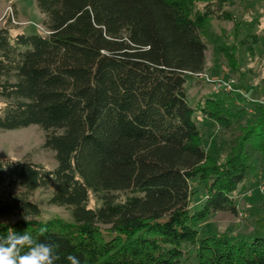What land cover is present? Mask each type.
Returning <instances> with one entry per match:
<instances>
[{"label": "trees", "instance_id": "trees-1", "mask_svg": "<svg viewBox=\"0 0 264 264\" xmlns=\"http://www.w3.org/2000/svg\"><path fill=\"white\" fill-rule=\"evenodd\" d=\"M197 2L206 10L214 0H36L45 20L34 34L7 17L0 130L38 126L57 167L0 158V188L21 189L0 197V216H22L0 223V235L58 243L57 264L68 254L81 264H264V237L203 229L218 213L238 215L235 193L255 159L264 175V105L215 93L190 101L186 77L207 70L209 51L227 52ZM200 121L241 131L223 161L205 148ZM50 187V204L70 209V221L41 220L30 196Z\"/></svg>", "mask_w": 264, "mask_h": 264}, {"label": "rangeland", "instance_id": "rangeland-1", "mask_svg": "<svg viewBox=\"0 0 264 264\" xmlns=\"http://www.w3.org/2000/svg\"><path fill=\"white\" fill-rule=\"evenodd\" d=\"M196 5V10L204 15L201 18L205 20L206 33L219 46L225 47L229 54L232 53L229 59L227 52L209 51L205 74L224 83L233 82L240 94L216 93L212 85L187 76L186 88L192 104L198 106L205 97L215 93L219 98L227 99L240 107L249 103L264 105V0H214L211 8L206 9L209 13L205 10L206 3L197 2ZM8 7H11L16 22L11 20L10 26L20 27L27 34L42 30L45 16L38 9L36 0H0V16L3 14L0 17V28L9 20L5 14ZM254 35H261L256 52L249 48L255 40ZM244 39L246 45H242ZM198 126L203 133L205 148L218 163L226 158L231 147L235 145L236 138L241 135V131L237 129L227 132L221 128H211L209 124L201 121ZM44 140V132L38 126L11 131L0 130V158L27 159L54 169L57 167L55 152L44 147ZM259 165V160L255 159L252 173L235 193L238 211L243 212L245 218H240L239 214L218 213L203 225L204 232L227 234L248 242L264 237V198L258 189L260 178L264 180V175L260 172ZM193 186L197 187L195 183ZM20 192V188L2 187L0 197L12 198ZM52 196L53 187L39 189L30 196L31 201L42 210L41 220L46 222L59 217L70 221L71 210L50 204ZM194 200L195 203L203 202V194L195 195ZM99 206L100 203L95 199L91 200L90 207ZM200 208L201 205H198L197 209ZM21 219L22 216H0V223L12 224Z\"/></svg>", "mask_w": 264, "mask_h": 264}, {"label": "clouds", "instance_id": "clouds-1", "mask_svg": "<svg viewBox=\"0 0 264 264\" xmlns=\"http://www.w3.org/2000/svg\"><path fill=\"white\" fill-rule=\"evenodd\" d=\"M46 231L42 227L39 235ZM59 249L58 243L39 241L30 234L10 230L6 236L0 235V264H57L61 259ZM66 260L68 264H81L73 254H68Z\"/></svg>", "mask_w": 264, "mask_h": 264}, {"label": "built area", "instance_id": "built-area-1", "mask_svg": "<svg viewBox=\"0 0 264 264\" xmlns=\"http://www.w3.org/2000/svg\"><path fill=\"white\" fill-rule=\"evenodd\" d=\"M5 14H7V16L9 17L11 22H15V18L13 15V12L11 10V7H8ZM11 16V17H10ZM16 23V22H15ZM194 78L201 80L203 82H206L210 85H212L213 87V91L214 92H226V93H239L240 91L236 90L233 82H228V83H224L219 81L218 79H211L208 75L205 74V72H201V73H195V74H191ZM258 189L260 190V192L262 193V196L264 198V180H262L260 178V182L258 183ZM240 218H245V214L243 212H239L238 213Z\"/></svg>", "mask_w": 264, "mask_h": 264}, {"label": "crops", "instance_id": "crops-1", "mask_svg": "<svg viewBox=\"0 0 264 264\" xmlns=\"http://www.w3.org/2000/svg\"><path fill=\"white\" fill-rule=\"evenodd\" d=\"M2 16H3V14L0 17H2Z\"/></svg>", "mask_w": 264, "mask_h": 264}]
</instances>
